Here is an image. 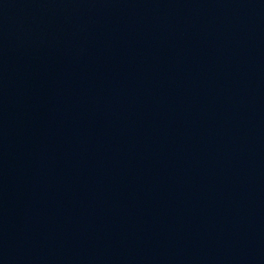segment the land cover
<instances>
[{
	"label": "water",
	"instance_id": "water-1",
	"mask_svg": "<svg viewBox=\"0 0 264 264\" xmlns=\"http://www.w3.org/2000/svg\"><path fill=\"white\" fill-rule=\"evenodd\" d=\"M0 264H264V0H0Z\"/></svg>",
	"mask_w": 264,
	"mask_h": 264
}]
</instances>
